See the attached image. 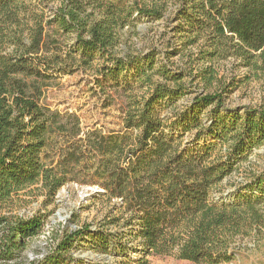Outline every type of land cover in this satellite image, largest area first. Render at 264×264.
Here are the masks:
<instances>
[{"label":"trees","instance_id":"obj_1","mask_svg":"<svg viewBox=\"0 0 264 264\" xmlns=\"http://www.w3.org/2000/svg\"><path fill=\"white\" fill-rule=\"evenodd\" d=\"M143 20L164 21L146 51ZM230 59L264 78V0H0V264H22L46 222L6 206L38 184L54 196L78 179L71 167L103 188L109 235L67 231L29 264H71L84 233L93 249L138 256L122 264L230 262L239 239L264 230V171L222 190L264 145V105L227 106L238 84L218 63ZM87 72L124 94L120 130L84 132L76 115L43 103L46 86ZM62 137L59 160L47 163Z\"/></svg>","mask_w":264,"mask_h":264},{"label":"rangeland","instance_id":"obj_2","mask_svg":"<svg viewBox=\"0 0 264 264\" xmlns=\"http://www.w3.org/2000/svg\"><path fill=\"white\" fill-rule=\"evenodd\" d=\"M57 1L44 0L49 5H54ZM138 30L140 34L136 38L137 46L146 51L153 43V39L157 41L164 31V21H144ZM159 46L163 47L161 44ZM218 70L220 76H226L229 81L234 79L233 83L238 84L230 94L227 106L259 108L264 105L263 77L256 76L232 59L218 63ZM42 101L52 110L76 115L84 132L95 129L105 133L120 130L126 105L122 92L103 91L92 82L90 72L67 75L46 86ZM55 141L57 142L47 152L50 157L46 161L52 165L59 160L60 156L57 152L60 146L65 144L66 138H58ZM71 170H74L78 179L65 183L54 196H50L38 184L22 191L18 197H14L9 206H6L4 213L10 216L25 218L38 213L46 216L42 232L28 242L18 262L29 264L43 258L63 238L65 232L77 230L85 225L109 235L108 225L103 223L112 215L109 211L110 203L106 198L98 195L104 192L103 188L98 183L84 182L87 179L86 169L71 167ZM262 171H264V145L255 149L249 159L241 164L240 169L226 180V184L222 187L223 192L231 191L234 183L244 181L251 174ZM84 187L97 188L98 192L93 195L91 191L83 193ZM217 194L221 195V193ZM92 238L90 234L84 233L76 241L71 250L73 256L71 264H122V261L127 262L129 258L132 260L138 258L136 254H130V257L126 258L113 249L110 254L93 249ZM235 247L234 258L222 264H264V230L253 231L250 235L239 239ZM149 260L150 264H204L162 255H150Z\"/></svg>","mask_w":264,"mask_h":264},{"label":"water","instance_id":"obj_3","mask_svg":"<svg viewBox=\"0 0 264 264\" xmlns=\"http://www.w3.org/2000/svg\"><path fill=\"white\" fill-rule=\"evenodd\" d=\"M89 191H91V195H93V193H95V192H98L97 188H90V187L82 188L83 193H88Z\"/></svg>","mask_w":264,"mask_h":264}]
</instances>
